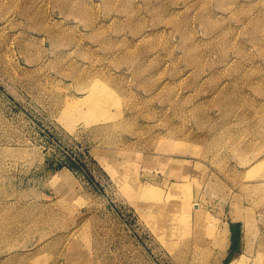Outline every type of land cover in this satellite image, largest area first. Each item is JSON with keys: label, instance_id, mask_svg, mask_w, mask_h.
Wrapping results in <instances>:
<instances>
[{"label": "rangeland", "instance_id": "374dc122", "mask_svg": "<svg viewBox=\"0 0 264 264\" xmlns=\"http://www.w3.org/2000/svg\"><path fill=\"white\" fill-rule=\"evenodd\" d=\"M262 163L264 0H0V264H264Z\"/></svg>", "mask_w": 264, "mask_h": 264}, {"label": "bare ground", "instance_id": "6f19581e", "mask_svg": "<svg viewBox=\"0 0 264 264\" xmlns=\"http://www.w3.org/2000/svg\"><path fill=\"white\" fill-rule=\"evenodd\" d=\"M99 109V108H98ZM222 136V135H221ZM211 146V145H210ZM262 158V157H261ZM260 162V161H259ZM258 164V163H257ZM264 165V163H262L261 165H259V166H257V168H261V166H263ZM174 187H178V185L176 186V184L174 185ZM174 187H171V191H170V194H169V201L171 202L170 203V205H171V207L174 209V210H176L177 211V213L180 211V207H182L183 205H182V203H178V202H175L174 200H177V198H176V195L174 194V192H175V190H176V188H174ZM257 187V186H256ZM176 193V192H175ZM187 204V203H186ZM188 206V205H187ZM184 207V206H183ZM193 207V206H192ZM169 208V207H168ZM185 208V207H184ZM183 208V209H184ZM191 208V207H190ZM199 208V206L198 205H194V209L196 210V209H198ZM170 209V208H169ZM171 210V209H170ZM173 211V210H172ZM176 211H174V212H176ZM192 211V210H191ZM199 211H200V208H199ZM186 212V211H185ZM172 213V212H171ZM176 214V213H175ZM191 214H192V212H191ZM170 215V214H169ZM193 215V214H192ZM196 218L198 217V219H197V221H199V220H201V218H200V212H197L196 214ZM167 217V216H166ZM169 217V219H168V224H170V225H173L172 223H174L175 224V219L173 218V220H172V218H170V216H168ZM181 217V216H180ZM179 217V218H180ZM147 218V217H146ZM193 217L191 216L190 217V215H188V217H186V219L189 221H191V219H192ZM160 220V219H159ZM176 220H178V218L176 219ZM180 220V219H179ZM260 220H262V219H260ZM195 225V224H194ZM202 229V228H201ZM211 229V228H210ZM259 230V229H258ZM213 231V230H212ZM254 231V230H253ZM199 232V231H198ZM206 232V231H205ZM214 232H215V230H214ZM229 230L227 229V233L226 234H229ZM211 233V232H210ZM195 234H197V233H195ZM214 234V233H213ZM198 235V234H197ZM198 237V236H197ZM194 240V239H193ZM198 240V239H197ZM181 243V242H180ZM183 243V242H182ZM198 243L200 244V242H197V245H198ZM220 243V242H219ZM223 253L222 254H220V256L219 257H217V258H219V260L222 262L224 259H225V257H226V253H227V250L229 249V247H230V245H229V241H223ZM189 245V244H188ZM201 245V244H200ZM219 245V244H218ZM186 247H187V245H186ZM202 247V246H201ZM200 247V248H201ZM244 253V252H243ZM257 255V254H256ZM239 255H234L233 256V258H232V260H231V262H230V264H247V262H248V259L244 256V255H242V256H240V257H238ZM263 256V255H262ZM261 256V257H262ZM257 257V256H256ZM255 257V259H257ZM249 258V257H248ZM259 259H261L262 260V258H260L259 257ZM258 259V260H259ZM215 260V259H214ZM264 260V259H263ZM218 261V260H217ZM220 263V262H219ZM251 263V262H250ZM249 263V264H250ZM263 263H264V261H263ZM206 264V263H205ZM261 264H262V261H261Z\"/></svg>", "mask_w": 264, "mask_h": 264}, {"label": "trees", "instance_id": "16d2710c", "mask_svg": "<svg viewBox=\"0 0 264 264\" xmlns=\"http://www.w3.org/2000/svg\"><path fill=\"white\" fill-rule=\"evenodd\" d=\"M238 231L235 230V228L232 231V236H233V242H234V247L236 246V238L238 237ZM231 259H227L225 264H229Z\"/></svg>", "mask_w": 264, "mask_h": 264}]
</instances>
